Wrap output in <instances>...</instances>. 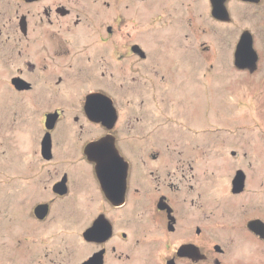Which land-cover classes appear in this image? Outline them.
<instances>
[{
	"label": "flooded vegetation",
	"instance_id": "obj_1",
	"mask_svg": "<svg viewBox=\"0 0 264 264\" xmlns=\"http://www.w3.org/2000/svg\"><path fill=\"white\" fill-rule=\"evenodd\" d=\"M135 3L170 10L173 16L166 24L184 31L179 64L185 66L183 60L195 54L190 59L199 58L197 73L202 77L191 66L185 69L186 81L176 83L172 58L168 70L163 66L158 71L163 58L158 65L150 44L139 45L135 34L126 31L135 28ZM0 21V141L10 147L14 140L33 136L38 160L23 164L13 183L20 185L15 191L20 198L33 200L30 217L40 224L53 214H65L67 230L79 228L72 233V244L85 253L76 264L93 257L95 264H227L225 256L234 246L231 230L224 231L225 239L214 235L202 211L221 203L232 212L240 201L229 198L223 203L215 194L214 179L200 182L195 159L185 158L186 149L177 143L174 102L191 118L210 107L218 110L216 104L197 99L210 86L220 85L211 76L235 90L238 71L252 97L264 96V0H18L5 5ZM197 32L215 38L220 50L199 42ZM223 41L228 62L221 55ZM242 43L255 61L239 68L236 52ZM214 61H222L230 73ZM93 79L103 87L93 89ZM92 94L103 95L111 106L86 107ZM64 99L65 107L75 109L67 111ZM48 118H53L50 124ZM190 122L192 137L205 135L204 127L190 131ZM258 127L264 131V124ZM47 135L49 159L42 153ZM99 143L117 152L111 165L97 166L85 155L86 147ZM258 143L264 153V141ZM66 149H79L82 156L65 158ZM238 155L245 159L247 152L229 153L233 159ZM239 171L244 184L234 193ZM248 180L247 172L235 169L228 181L230 196L245 193ZM253 221L262 219L246 220L248 235L236 248L253 238L264 243V234L249 226Z\"/></svg>",
	"mask_w": 264,
	"mask_h": 264
},
{
	"label": "rangeland",
	"instance_id": "obj_2",
	"mask_svg": "<svg viewBox=\"0 0 264 264\" xmlns=\"http://www.w3.org/2000/svg\"><path fill=\"white\" fill-rule=\"evenodd\" d=\"M16 1L18 0H0V9H4L8 3ZM132 11L136 19L133 24L135 28H127L126 31L127 33L131 32L132 36L135 34L137 39L135 37L133 39H136L139 45L150 44L158 65H160L159 57L163 58L160 68L158 67L159 72L163 66L168 70L172 58L176 83L186 81L188 72L185 69L191 66L194 67L196 76H203V73H197L199 64L196 62L199 58L190 59L195 54L183 60L186 62L185 66L182 63L179 64L181 60L178 59L177 54L183 51L179 40L182 36L184 37V31L182 27L174 28L175 26L170 25L168 27L166 20L172 19L173 16L170 15L169 9L162 8L160 10L159 6L148 9L146 3H135ZM196 34L199 42H204V45L208 43L217 51L220 50L214 44L215 38L201 36L198 32ZM222 46L225 50H221L223 54H220L224 57L223 61L228 62L227 59L230 58L227 53L228 45L223 41ZM213 64L223 66L224 63L214 61ZM224 69L228 71L226 67ZM213 71L219 72L218 70ZM228 72L230 73V71ZM238 72L235 73L238 81V85H233L235 90L231 91V88L226 86L229 84L228 82L224 83V80H220L221 78L211 76L212 82L220 85L210 86L209 90L197 99V102L216 104L218 110L215 107H210L209 111L205 110V113H200L199 117L196 115L191 118L185 108L180 109L175 105L173 99L177 113L176 123L179 124L180 139L177 143L186 149L185 158L195 159L198 179L201 183L209 184L211 179L215 180L213 187L219 201L225 203L229 201V198L240 201L234 205L235 210L232 212L228 205L221 203L214 209L207 206L205 211H202L203 216H208V220L202 218L203 222L209 221V224L214 227V235L217 234L225 239L227 235L224 234V231L231 230L230 238L234 240V246L225 256L226 263L230 264L232 258L231 263L233 264H264V243L253 238V242H244L236 248L241 238H244L245 234L248 235L243 229L246 220L258 217L264 222V153L258 150L260 146L258 141H264V131L258 127L260 124H264V96L254 95L252 97L249 85L244 83L245 76ZM207 74L208 72L205 77ZM95 82L93 79V89H97V86L103 87V84ZM67 97L74 98L73 95ZM66 103L64 99L63 105ZM191 103L195 105L193 101ZM75 107L72 105L65 108L68 109L67 111H71ZM236 113H239L240 124L236 121ZM256 113L260 116L259 118L256 117ZM197 117L198 119H196ZM189 121H191L190 131L204 127L205 135L200 133L199 137H192L193 135L188 132ZM181 124H187V128L182 129ZM29 128L31 130L33 126ZM18 132H23V129L20 128ZM17 137H19L18 133L15 134V138ZM34 143L32 135L27 139L14 140L10 147H6V144L0 141V167L2 168L0 172L7 181V184L3 183L4 179L2 182L0 173V264H76L75 259H82V255L85 253L80 246L76 247L72 244V233L79 231L77 230L79 228L75 226V229L71 228L73 231L67 230L65 214H53L45 223L35 222L34 218L30 217L31 214H28L33 200L31 198L22 199L15 192L20 186L16 187L13 184L15 173L23 164L38 160ZM263 149L261 148V150ZM234 150L237 154L246 151V158L241 159L238 155L233 159L229 153ZM63 152H65V158L68 155L69 158L77 160L82 156V151L79 149H66ZM237 168H242L247 172L249 180L246 192L233 197L230 196L228 181ZM208 193L207 197L209 198L210 195L211 198V193ZM205 242L207 243L208 240ZM73 248V253L77 254L76 257L72 255Z\"/></svg>",
	"mask_w": 264,
	"mask_h": 264
},
{
	"label": "water",
	"instance_id": "obj_3",
	"mask_svg": "<svg viewBox=\"0 0 264 264\" xmlns=\"http://www.w3.org/2000/svg\"><path fill=\"white\" fill-rule=\"evenodd\" d=\"M236 63L237 65H239V68L245 67L246 64L249 62V60L251 62L255 61V58L253 57L251 59V56H254V54H251L249 51V48H245V46L243 45V43L238 47L237 52H236ZM110 102L107 101L106 97H104L103 95H89L87 97V102H86V107H91V108H98V107H109ZM49 122L47 123H51L53 118H48ZM85 155L87 156L88 159L96 161L97 166L101 165V166H107L108 164L111 165V163L113 162V159H117V152L115 151V149L111 148V147H103L102 143L99 144H91L88 147L85 148ZM42 153H44V156L46 159L50 158V141H49V136L47 135L44 139L43 142V148H42ZM104 156L105 159H103L102 157ZM105 170V169H104ZM96 171H99V168H96ZM244 178L243 174L239 171L237 172L236 176H235V180L233 181V192H240L242 191L243 188V184H244ZM38 212L40 213V207H38ZM39 218H43L44 215L43 214H39L38 215ZM96 225V224H95ZM94 225V227H95ZM249 226L253 229L256 230L255 233H258L260 235H263L264 233V224L262 222H258V221H253L249 224ZM94 227H92V229L90 231H87L84 234V237L86 239H88L92 232L94 231ZM94 262H96V257H93L92 259H90L89 261L84 262L83 264H95Z\"/></svg>",
	"mask_w": 264,
	"mask_h": 264
}]
</instances>
